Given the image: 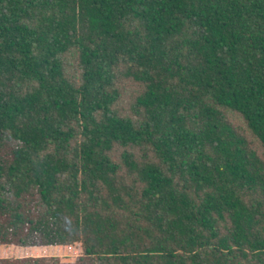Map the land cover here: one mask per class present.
<instances>
[{
  "label": "trees",
  "instance_id": "16d2710c",
  "mask_svg": "<svg viewBox=\"0 0 264 264\" xmlns=\"http://www.w3.org/2000/svg\"><path fill=\"white\" fill-rule=\"evenodd\" d=\"M74 244L0 264H264V0H0V251Z\"/></svg>",
  "mask_w": 264,
  "mask_h": 264
},
{
  "label": "rangeland",
  "instance_id": "374dc122",
  "mask_svg": "<svg viewBox=\"0 0 264 264\" xmlns=\"http://www.w3.org/2000/svg\"><path fill=\"white\" fill-rule=\"evenodd\" d=\"M70 61H72V59H70ZM122 105H125V101L122 102ZM229 118L234 123L235 126L244 130L242 122L240 121V119L236 115L229 113ZM249 139H251V138H249ZM21 251H22L21 248L14 250V252H21ZM79 254H80V250H79V246L77 244H74V245H72L70 247H66V248H54L48 252H39V253L33 252V253H26V254H24V253H22V254L15 253L14 254V253H5L3 251H0V256L20 257V256H26V255H31V256L51 255V256L58 257L61 261H64V262L72 261Z\"/></svg>",
  "mask_w": 264,
  "mask_h": 264
}]
</instances>
